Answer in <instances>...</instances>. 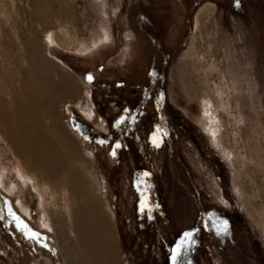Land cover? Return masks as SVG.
<instances>
[{
    "label": "rangeland",
    "instance_id": "1",
    "mask_svg": "<svg viewBox=\"0 0 264 264\" xmlns=\"http://www.w3.org/2000/svg\"><path fill=\"white\" fill-rule=\"evenodd\" d=\"M162 68L164 122L151 103L122 136L113 125ZM40 70L53 88L35 107L25 92ZM50 102V116L32 111ZM64 112L85 117L87 132ZM41 143L56 144L57 166L52 151L39 162ZM0 174L4 197L48 245L0 222V264H172L159 215L167 206L173 233L190 231L195 200L214 230L226 221L231 231L222 245L206 230L185 264H264V0H0ZM141 193L156 210L140 211Z\"/></svg>",
    "mask_w": 264,
    "mask_h": 264
},
{
    "label": "flooded vegetation",
    "instance_id": "2",
    "mask_svg": "<svg viewBox=\"0 0 264 264\" xmlns=\"http://www.w3.org/2000/svg\"><path fill=\"white\" fill-rule=\"evenodd\" d=\"M163 65H165L164 61H163L162 67ZM162 71H163V68L160 70L159 73L157 72L158 75L161 73L159 76L154 75V76L149 77L148 83H147L148 85H144L143 83L142 84L143 86L139 89L137 93H135L134 96L135 97L138 96V97L134 99L133 108L131 112L128 113V115H125V118H126L125 122L123 124H120L121 129H122V134H121L122 136H123L124 130L128 131L129 129L134 128V126L140 119V115H141L140 111L143 110L144 106L146 108L151 103L153 104L155 112L157 113L158 123L161 124L164 122L163 119L159 120V117L162 116L161 112L163 111L164 100H165L164 81L162 78L163 76ZM73 116L74 115H72L73 121L77 125L79 131L83 134L86 133L87 130L89 129L90 122L83 116L80 117L79 120L74 119ZM103 135L105 136V134ZM146 185H147V190L149 192L151 193L155 192V195L158 194L153 183H151L149 179H146ZM136 186L137 185H133V188L136 189ZM195 194H196L195 190L191 191V195L196 196ZM194 203L195 204L193 206L198 211L195 224L193 225V228L190 230L195 233V235L193 236L194 242L195 241L199 242L202 238V234L207 230V232H209V235L212 237L214 243L216 244L217 240H216L215 234L211 232L210 230L211 228L208 225L209 220L206 219V214L200 210L201 208H200L199 200H195ZM150 206H148V209H154L157 207L155 206V204H152V203ZM171 219H172V215L170 214L166 206L165 208H163L161 214L159 215V221H160V224H163L162 227L165 229L167 233V238L169 240V243L171 242L174 243L179 240V238L184 232L174 234L172 225H171ZM225 240H224V244L226 242Z\"/></svg>",
    "mask_w": 264,
    "mask_h": 264
},
{
    "label": "bare ground",
    "instance_id": "3",
    "mask_svg": "<svg viewBox=\"0 0 264 264\" xmlns=\"http://www.w3.org/2000/svg\"><path fill=\"white\" fill-rule=\"evenodd\" d=\"M202 15H201V13L200 14H198V18H197V23H198V30H199V24H200V22H201V20H202ZM49 39V38H48ZM191 51H192V56H193V58L195 59V61H196V63H195V66H197L198 68H199V66H198V62L199 61H201V59H202V56H199V54L196 52V49L194 48V46H192V49H191ZM207 54V53H206ZM205 54V55H206ZM207 55H210L211 57H212V55H214V54H212V51H210ZM197 59V60H196ZM52 63V62H51ZM59 63V62H58ZM199 64H201L200 62H199ZM48 66H50V68L51 67H54L53 69H58L59 67H58V65H56V64H54V63H52V64H48ZM58 70H60V69H58ZM61 72V71H60ZM61 75H62V77L63 78H65V79H67V80H73L72 78H70L68 75H66L65 73H63V72H61ZM32 76H34V75H32ZM35 77H36V84L34 85V95L32 94L33 93V91H30V88H29V92H25V97H26V99H27V101L28 100H30V98L32 97V98H34L35 97V99H33L34 100V104H35V107H39V102H40V98L42 97V96H49V94L50 93H48V94H45V90H49L50 92L52 91L51 89L53 88V85H52V80H51V76H50V74L47 72V71H43V70H40L39 72H36V75H35ZM40 82V84H38ZM27 83V82H26ZM27 86V85H26ZM30 87V86H29ZM28 88V87H27ZM27 88H26V90H27ZM192 88V87H191ZM192 90V89H191ZM192 92V91H191ZM44 93V94H43ZM84 96H86V94H84ZM196 96H197V98L198 99H200L201 100V108H202V111H203V115L205 116V118H206V120H207V124L208 125H206V126H208V129H209V133L212 135V137H214V129H216L215 128V117L214 118H211L212 116H210V115H212V113H211V108H210V104H209V102H207V101H205L204 102V97H201L199 94H196ZM23 100H24V98H23ZM29 102V104H33L32 102H30V101H28ZM27 104V103H26ZM53 104V102H50V103H48V108H46L45 109V111L44 112H41L42 110H40V111H38L37 110V108H36V110L34 109V108H32V111H34V113L35 114H38L40 117L39 118H42L43 117V115L44 116H50L52 113H53V111H54V109H53V106L54 105H52ZM80 104V103H79ZM51 105H52V107H51ZM34 106V105H33ZM63 108H64V105H63ZM23 110H25L24 108H23ZM32 111H30V112H32ZM56 111H57V109H56ZM67 111V110H66ZM27 112V111H26ZM65 113V117H64V122H65V124L67 125V126H69V128L71 129V130H73V131H75V129L73 128V126H77V125H75L74 124V121H73V118H71L70 117V114H68V112L66 113V112H64ZM63 113V114H64ZM210 114V115H209ZM37 115V116H38ZM209 115V116H208ZM92 116V112H90L89 113V117H91ZM25 117V116H24ZM210 117V118H209ZM28 120H30V119H28ZM50 120V119H49ZM43 121V120H42ZM37 122V121H36ZM38 122H39V124H40V119H38ZM42 123V122H41ZM50 123H52V122H50ZM46 124V123H45ZM49 126V128H50V124L48 125ZM53 126H54V124H53ZM40 127V126H39ZM48 128V127H47ZM52 128V127H51ZM50 128V129H51ZM76 129H78V128H76ZM70 130V131H71ZM72 131V132H73ZM75 133H76V131H75ZM39 135V134H38ZM40 138V137H39ZM59 144H61V143H59ZM43 145V143H41L38 147H35L36 148V150L38 151L37 153L39 154V152H40V157H38L39 158V162L40 163H46L45 161H46V158L45 157H43V154H45L46 152H48V151H52L53 152V150H54V146L56 145H54V143H47L46 145H44V146H42ZM79 146H80V148L84 151V154L87 156V157H89V154H90V152H89V150H88V148H86V146H84L85 144H82V143H79L78 144ZM42 146V147H41ZM39 147H41V148H39ZM34 149V148H33ZM62 152H63V150H61ZM32 152V151H31ZM33 153V152H32ZM49 153V152H48ZM51 153V152H50ZM49 153V154H50ZM58 152L56 151V152H53V153H51V159H50V162H51V164L52 165H55V166H57L59 163V160H63V159H60V156L57 154ZM61 153V152H60ZM47 154V153H46ZM62 154V153H61ZM62 156V155H61ZM50 157V156H49ZM59 158V159H58ZM67 160V159H66ZM69 163V162H68ZM39 164V163H38ZM23 169V168H22ZM24 173H25V171H23ZM103 183V182H102ZM73 184V183H72ZM3 183H2V176H1V174H0V196H6L5 195V193H4V191H3ZM102 185V184H101ZM35 186H37V184H35ZM92 191V190H91ZM9 196V195H8ZM7 197V196H6ZM10 200H13L12 198L10 199Z\"/></svg>",
    "mask_w": 264,
    "mask_h": 264
},
{
    "label": "snow or ice",
    "instance_id": "4",
    "mask_svg": "<svg viewBox=\"0 0 264 264\" xmlns=\"http://www.w3.org/2000/svg\"><path fill=\"white\" fill-rule=\"evenodd\" d=\"M93 77L91 75L87 76V80L91 82ZM125 117L121 116L117 121L116 124L113 126H117L123 124L125 122ZM85 139H88L85 137ZM97 143L103 145L105 143L104 140H97ZM153 144L158 146V141L155 137H153ZM121 145L116 143L114 145V149L112 155L115 156V149H119ZM147 177L149 174L145 172L143 174ZM139 189V185H137ZM139 209L143 213L147 209L146 199L141 193V200L139 204ZM151 217L149 216V219ZM0 222H2L5 227H11L15 233L23 236L25 239L31 240L34 244L39 246L40 248H47L48 245L46 243V237H44L40 232L33 230L30 225L25 222L21 216L15 211L14 205L9 202V200L4 197L0 196ZM223 229L227 230V222H223ZM220 229H217V234H219ZM195 233L193 231L184 232L178 241L175 242L174 246L171 250L170 259L172 264H185L184 260L181 259L182 256L186 255L188 248L194 243L193 236ZM54 254V253H53ZM187 264H191L190 261Z\"/></svg>",
    "mask_w": 264,
    "mask_h": 264
},
{
    "label": "trees",
    "instance_id": "5",
    "mask_svg": "<svg viewBox=\"0 0 264 264\" xmlns=\"http://www.w3.org/2000/svg\"><path fill=\"white\" fill-rule=\"evenodd\" d=\"M132 184L135 185V183H134L133 181H132ZM136 188H137V186H136ZM147 192H148V198H150V197L152 196L153 193L149 192L148 190H147ZM147 210H148V208H147ZM208 225H209L210 228H211V229H210L211 232H213V233L215 234L216 239H217L219 242H221V244L223 245L224 240H225L224 234L230 232L231 229L228 230V228H227V230L225 231V230L223 229V226H222V227H218V228L220 229V232H219V234H217V229H216V230L213 229L212 224H211V221L208 222ZM225 235H226V234H225ZM171 243H172V242H171ZM173 244H174V243H173Z\"/></svg>",
    "mask_w": 264,
    "mask_h": 264
},
{
    "label": "water",
    "instance_id": "6",
    "mask_svg": "<svg viewBox=\"0 0 264 264\" xmlns=\"http://www.w3.org/2000/svg\"><path fill=\"white\" fill-rule=\"evenodd\" d=\"M74 124H75V122H74ZM76 125V124H75ZM76 128H78V127H76Z\"/></svg>",
    "mask_w": 264,
    "mask_h": 264
}]
</instances>
